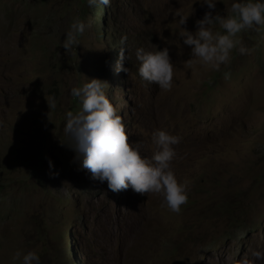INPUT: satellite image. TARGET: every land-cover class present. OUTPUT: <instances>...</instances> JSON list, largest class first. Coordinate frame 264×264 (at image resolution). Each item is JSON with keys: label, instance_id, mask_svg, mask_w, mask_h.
<instances>
[{"label": "rangeland", "instance_id": "374dc122", "mask_svg": "<svg viewBox=\"0 0 264 264\" xmlns=\"http://www.w3.org/2000/svg\"><path fill=\"white\" fill-rule=\"evenodd\" d=\"M205 11L199 0H0V264L17 249L41 264H227L264 250V26L240 34L250 54L187 70L175 13L194 31ZM76 16L90 27L68 55L60 42ZM121 36L128 73L116 70ZM137 47L169 49L170 90L141 80ZM93 77L143 155L157 127L182 137L172 168L190 185L179 213L80 166L63 118L79 107L70 87Z\"/></svg>", "mask_w": 264, "mask_h": 264}, {"label": "clouds", "instance_id": "9594fccd", "mask_svg": "<svg viewBox=\"0 0 264 264\" xmlns=\"http://www.w3.org/2000/svg\"><path fill=\"white\" fill-rule=\"evenodd\" d=\"M223 2V0H222ZM88 7L96 4L109 5L111 0H86ZM206 6L202 18L195 21V30L186 27L188 15L175 13L178 17L177 35L183 44L190 46L189 58L182 61L187 70L196 66L206 70L220 71L221 66L231 63L232 54L248 55L251 49L242 41L241 33L259 31L264 26V0H231L225 6L224 14L213 11L217 0H199ZM90 27V21L76 16L63 33L60 45L70 55L79 43V36ZM126 36H121L116 70L129 72L124 65V44ZM138 61L137 74L141 80L154 83L159 89L168 91L173 84V66L169 49L137 47L134 50ZM225 80L230 73L223 72ZM107 82L99 78H87L79 86L69 89L71 97L78 101V109L66 111L63 118V134L73 148L80 166L87 169L90 178L101 183L107 182L109 190L118 191L129 187L140 194L160 196L161 206L173 213H179L181 205L188 200L190 181L176 178L173 161L183 159L175 145L182 137L157 127L151 133V155H143L139 142H129L128 133L117 109L105 94ZM49 109L55 108V101L46 98ZM49 168L52 161L48 160ZM12 264H41L40 254L35 249L15 250L11 255ZM264 262V250H252L227 258V264H257Z\"/></svg>", "mask_w": 264, "mask_h": 264}]
</instances>
